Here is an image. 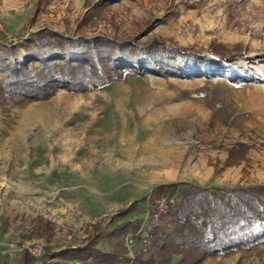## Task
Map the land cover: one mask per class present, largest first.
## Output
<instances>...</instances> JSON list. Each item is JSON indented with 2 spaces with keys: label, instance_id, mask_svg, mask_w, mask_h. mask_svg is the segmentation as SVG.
Listing matches in <instances>:
<instances>
[{
  "label": "rangeland",
  "instance_id": "374dc122",
  "mask_svg": "<svg viewBox=\"0 0 264 264\" xmlns=\"http://www.w3.org/2000/svg\"><path fill=\"white\" fill-rule=\"evenodd\" d=\"M42 28L183 47L234 72L128 71L21 102L0 89V264H140L163 212L157 185L178 184L170 200L197 186L264 185V0H0L2 35ZM128 222L140 228L116 235ZM96 238L129 261L56 256ZM196 264H264V238Z\"/></svg>",
  "mask_w": 264,
  "mask_h": 264
},
{
  "label": "trees",
  "instance_id": "16d2710c",
  "mask_svg": "<svg viewBox=\"0 0 264 264\" xmlns=\"http://www.w3.org/2000/svg\"><path fill=\"white\" fill-rule=\"evenodd\" d=\"M164 66L176 76L196 71L210 77V72L219 75L224 71L232 79L234 72L228 66L223 69L225 61L220 56L183 47L140 46L105 35L75 37L49 28L24 29L14 38L0 32V89L17 102L44 98L52 93L53 85L88 91L118 81L128 71L142 77L148 72L162 73ZM177 185L159 184L151 191L155 209L157 201L167 193L172 196ZM166 199L167 209L160 212L159 223L148 233L153 254L139 255L140 264H173V254L181 256L176 264H196L206 256L247 248L264 238V185L221 189L197 186L173 202L170 196ZM139 228V223H124L116 235ZM56 256L85 262L88 258L129 261L123 254L102 252L97 238Z\"/></svg>",
  "mask_w": 264,
  "mask_h": 264
},
{
  "label": "built area",
  "instance_id": "2783aa9c",
  "mask_svg": "<svg viewBox=\"0 0 264 264\" xmlns=\"http://www.w3.org/2000/svg\"><path fill=\"white\" fill-rule=\"evenodd\" d=\"M170 201L173 202V201H174V198H172ZM157 202H158V205H159V209H160L161 211H164V210L167 209V207H168V201H167L166 198L163 197V198L159 199ZM131 236H132V235H131ZM133 239H134V238L131 237V241H132V242H133ZM144 241L147 242V239H145ZM34 253H35V254H38V253H39V249H38V248H35V249H34Z\"/></svg>",
  "mask_w": 264,
  "mask_h": 264
}]
</instances>
